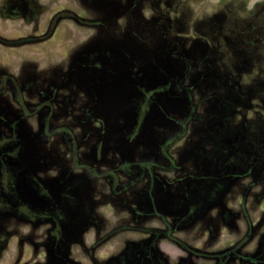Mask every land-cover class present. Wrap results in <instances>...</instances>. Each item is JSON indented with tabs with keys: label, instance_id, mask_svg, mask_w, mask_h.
Here are the masks:
<instances>
[{
	"label": "rangeland",
	"instance_id": "1",
	"mask_svg": "<svg viewBox=\"0 0 264 264\" xmlns=\"http://www.w3.org/2000/svg\"><path fill=\"white\" fill-rule=\"evenodd\" d=\"M255 162L264 0H0V264H264Z\"/></svg>",
	"mask_w": 264,
	"mask_h": 264
},
{
	"label": "flooded vegetation",
	"instance_id": "2",
	"mask_svg": "<svg viewBox=\"0 0 264 264\" xmlns=\"http://www.w3.org/2000/svg\"><path fill=\"white\" fill-rule=\"evenodd\" d=\"M254 164H257V165H259V163H257V162H255V163H253V165H251L252 167L254 166ZM255 168H256V170H257V172L260 174V176L259 177H262V178H264V176H261V175H264L263 173H264V166H254ZM254 171V170H253ZM51 215H52V213H51ZM261 220V219H260ZM260 220H258V225L259 226H263L260 230L261 231H259L258 230V233H259V237H258V241H257V244L256 245H258L256 248L259 250V253L261 254L262 252H264V220H262V221H260ZM59 221H60V219H59ZM252 229H254V228H252ZM250 237V233H246V236L244 237V238H249ZM260 258H261V260L264 262V258H263V256H262V254L259 256ZM258 257V258H259Z\"/></svg>",
	"mask_w": 264,
	"mask_h": 264
}]
</instances>
